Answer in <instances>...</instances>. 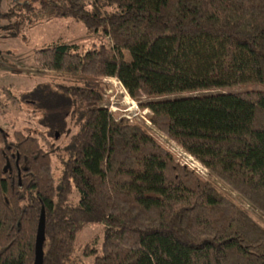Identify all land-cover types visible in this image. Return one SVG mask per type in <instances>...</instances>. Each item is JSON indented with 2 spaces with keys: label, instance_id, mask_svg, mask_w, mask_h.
Listing matches in <instances>:
<instances>
[{
  "label": "trees",
  "instance_id": "trees-1",
  "mask_svg": "<svg viewBox=\"0 0 264 264\" xmlns=\"http://www.w3.org/2000/svg\"><path fill=\"white\" fill-rule=\"evenodd\" d=\"M38 16L73 18L111 45L34 51L41 68L89 79L19 98L50 137L81 123L58 181L53 149L0 129V264H34L42 212V264H77L91 224L103 227L81 251L92 264H264V227L244 207L102 106L114 78L152 126L264 214V89L209 92L264 87V0H41Z\"/></svg>",
  "mask_w": 264,
  "mask_h": 264
},
{
  "label": "rangeland",
  "instance_id": "rangeland-1",
  "mask_svg": "<svg viewBox=\"0 0 264 264\" xmlns=\"http://www.w3.org/2000/svg\"><path fill=\"white\" fill-rule=\"evenodd\" d=\"M40 1L0 0V129L5 131L9 137H12L15 132L36 137L41 141L44 149H53L52 170L55 180L58 181L62 168L60 161L68 159L65 149L74 134L81 129V123L77 116L69 118L65 132L62 134L57 132V137H50L47 130L38 123L41 112L33 108L29 102H20L19 98L37 85H74L81 84L80 81L89 78L45 70L35 62L34 51L55 42L90 48L93 45L99 46L100 44L108 47L111 45V41L109 38H103L100 35L89 34L82 23L70 17L51 18L50 20L45 16L36 17V12L40 8ZM25 3L33 7L32 12L29 13L24 10L23 5ZM102 86V106L112 112L116 118H125L132 123L142 124L148 129L153 138L173 155L176 161L181 164L191 162V156L177 143L150 124V112L145 108H141L136 101L132 100L116 79L105 78ZM261 89H264V87L242 85L209 92H242ZM204 93L207 92L172 94L162 96L161 99ZM197 171L202 179L212 183L224 195L244 207L252 218L264 227V214L251 206L237 192L214 175L199 167H197ZM75 200L77 201V199ZM102 230L101 225L91 224L80 232L71 262L92 264V258L83 257L81 251L85 244L92 239L98 238L100 240Z\"/></svg>",
  "mask_w": 264,
  "mask_h": 264
},
{
  "label": "water",
  "instance_id": "water-1",
  "mask_svg": "<svg viewBox=\"0 0 264 264\" xmlns=\"http://www.w3.org/2000/svg\"><path fill=\"white\" fill-rule=\"evenodd\" d=\"M57 137V135L55 136ZM44 237V213H41L35 241V261L34 264H42V242Z\"/></svg>",
  "mask_w": 264,
  "mask_h": 264
},
{
  "label": "built area",
  "instance_id": "built-area-1",
  "mask_svg": "<svg viewBox=\"0 0 264 264\" xmlns=\"http://www.w3.org/2000/svg\"><path fill=\"white\" fill-rule=\"evenodd\" d=\"M191 162H187V163H184V165L188 166L190 169L194 170L196 173H198L197 171V167H199L200 169L202 170H206L202 165H200L196 160H194L192 157H190Z\"/></svg>",
  "mask_w": 264,
  "mask_h": 264
}]
</instances>
